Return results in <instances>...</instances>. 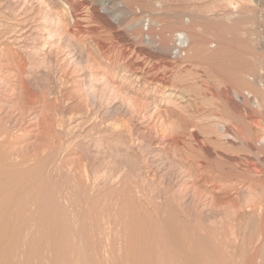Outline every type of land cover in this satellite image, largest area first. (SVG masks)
I'll return each mask as SVG.
<instances>
[{"label":"rangeland","instance_id":"obj_1","mask_svg":"<svg viewBox=\"0 0 264 264\" xmlns=\"http://www.w3.org/2000/svg\"><path fill=\"white\" fill-rule=\"evenodd\" d=\"M60 1L0 0V129L13 131L21 125V132H11L21 135L20 140L4 148L8 162L15 158L11 162L24 163L10 170L19 177L14 182L19 192L11 199L19 206L2 215L10 223L0 229V264H143L130 256V239L157 220L163 228L179 226L178 209L169 202L180 195L188 210L196 192L202 195L198 208L192 206L198 209L196 249L215 253L221 264H264V214L261 221L258 213L264 204V110L242 102L250 90L258 101L259 91L264 92V0H86L88 9L79 7V14L87 18L84 25L92 35L110 45L106 57L115 63L110 67L91 40L81 42L69 33L66 6ZM117 3L127 14L102 18L101 8ZM173 13L181 17L175 20ZM153 20L157 24H150ZM192 23L198 36L190 30ZM179 32L189 38L182 56L173 50ZM154 33L164 39L156 37L157 44L152 43L149 35ZM163 43L170 53L158 50ZM211 59L226 63L230 81L225 97L205 94L207 79L220 83L207 71ZM124 65L178 82L189 80L186 89L194 97L177 95L168 102L155 95L154 87L146 91L133 82ZM235 90L241 106L233 98ZM23 104L26 121L21 123L18 107ZM163 134H172L175 141H161ZM45 145L50 151L35 159L34 148L38 152ZM83 159L90 165L87 189L76 172ZM209 162L241 168L237 192L213 199L204 190L202 175H188L193 166ZM111 173L114 177L104 188ZM94 184H101L97 193Z\"/></svg>","mask_w":264,"mask_h":264},{"label":"bare ground","instance_id":"obj_2","mask_svg":"<svg viewBox=\"0 0 264 264\" xmlns=\"http://www.w3.org/2000/svg\"><path fill=\"white\" fill-rule=\"evenodd\" d=\"M60 2H62L63 4H65L66 6V9H63L65 10V16H68L69 18V23H68V26H69V30L75 38H78L79 40L84 41V39H89L91 40L92 44H94L95 46V49H96V53L98 54L99 53V56L104 58L105 61H106V64L108 67H110V65H115L114 62H112L109 57H106L108 56L107 53H108V48L110 45L106 44L105 42H102L100 41L99 39H97V37L93 36L92 34H94V31L90 28V27H86L84 24L86 23L87 21V18H85V16L83 14H79V7L81 6H86V8L88 9V3L86 0H61ZM102 3H106V2H102ZM154 3V2H153ZM262 4H264V2H262ZM123 5V4H122ZM121 3H117L112 9H107L106 7H102L101 12L100 11V15L103 17H114V15L116 14V12H118L119 14L121 15H126L127 14V8L125 6H122ZM128 7V6H127ZM203 7V6H202ZM201 7V8H202ZM207 8V7H206ZM209 11V10H208ZM211 11V10H210ZM200 13V12H199ZM198 13V14H199ZM202 13V12H201ZM205 13V12H204ZM174 14V13H173ZM194 14V13H193ZM206 14V13H205ZM97 16V15H96ZM116 16V15H115ZM99 17V16H98ZM106 17V18H107ZM117 17V16H116ZM114 17V18H116ZM181 17L180 14H174L173 15V18L175 20H178L179 18ZM200 17V16H199ZM206 18V17H205ZM166 20V19H165ZM185 21V20H184ZM230 21V20H229ZM149 22V21H148ZM97 23V22H96ZM167 23V22H166ZM174 23V22H173ZM150 24H157V21L153 20V22H150ZM159 25V24H158ZM161 25V24H160ZM150 26V25H149ZM236 26V25H235ZM197 28V25L195 23H192L190 25V30L194 31V34L196 36L199 35V32H198V28ZM200 29V28H199ZM162 32V31H161ZM203 34V33H202ZM241 34V33H240ZM86 36V38L84 37ZM150 36V41L152 43H156V37H158L159 39H164V38H161L162 37V34L161 33H154L151 37ZM177 38H176V45L173 50H176L177 52H175L177 55H183L186 51H185V47L188 48V42H189V38H188V35L184 32H179L177 33ZM84 38V39H83ZM198 40V39H197ZM196 40V41H197ZM260 40V39H259ZM262 41V40H261ZM264 41V40H263ZM146 42V41H145ZM144 42V43H145ZM149 42V41H148ZM160 42V41H159ZM259 42V41H258ZM264 43V42H263ZM159 44V43H158ZM257 44V43H255ZM258 45V44H257ZM202 46V44H201ZM249 46V45H248ZM262 46V44H261ZM259 47V46H258ZM246 49V48H245ZM160 52H164V53H170V51L172 49H170L169 47H167L166 43H163L162 44V47L158 49ZM202 51V50H201ZM145 52V51H144ZM143 52V53H144ZM159 52V53H160ZM110 54V53H108ZM186 55V53H185ZM217 55V54H216ZM251 55V54H249ZM199 56V55H198ZM138 57V56H137ZM151 57V56H150ZM201 57V56H200ZM252 57V55H251ZM98 58V57H97ZM196 58V57H195ZM94 59H96L94 57ZM102 59V60H104ZM113 59V58H112ZM201 59V58H200ZM226 59V58H225ZM230 59V58H229ZM259 59V58H258ZM261 59V58H260ZM92 60V59H91ZM99 60V59H98ZM127 60V59H126ZM204 60V59H203ZM207 60V59H206ZM213 59H211L210 61H208L206 63V66H207V71L209 73V75L211 76V78H215L218 80L219 79V82L217 84V86L210 81V79H207L209 80L207 83H208V86L206 87V90H205V94L207 95H210L211 97H215V96H222V97H225L227 95V91L226 89V82L227 81H230V74L228 75L227 74V68H225V62L222 61L220 62L219 64L215 63L214 62H211ZM232 60V59H231ZM262 60V59H261ZM194 61V60H193ZM219 61H221L219 59ZM226 61V60H225ZM101 62V61H100ZM203 62V61H202ZM254 62V61H253ZM262 62V61H260ZM149 63V62H148ZM201 63V62H200ZM204 63V62H203ZM255 63V62H254ZM234 64V63H233ZM229 65H230V62H229ZM228 65V67H229ZM126 70H124L126 72V74H128V76H131L132 79H133V82H138V83H141L143 85V87L146 89L149 90L151 89L152 87H154L155 89V95L158 96V97H161V98H169L168 102H170L171 100H173V98L175 96H177L178 98H181V99H184L185 97H194L192 96L193 94L190 93V91L192 90H188L186 89L187 88V84L186 82L188 83L189 80H186L185 81L182 79L181 81L179 80L178 81H175L171 78H167L165 76V74L163 75V73L161 75L159 74H150V73H143V72H140L139 70L135 69V70H131L129 68V65H124ZM227 66V65H226ZM231 66V65H230ZM234 66V65H233ZM233 66H231L230 68H233ZM206 68V67H205ZM251 68V67H250ZM249 68V69H250ZM262 68V67H261ZM109 69V68H108ZM115 69H119L117 67H115ZM229 69V68H228ZM165 70V69H164ZM231 70V69H229ZM235 70V69H233ZM233 70H232V73H233ZM161 71V70H160ZM186 71V70H185ZM204 71V70H203ZM260 71V69H259ZM264 71V70H263ZM188 72V71H187ZM186 72V73H187ZM258 72V71H257ZM154 73V72H153ZM207 73V74H208ZM238 72L236 71V74ZM262 73V72H261ZM185 74V73H184ZM190 74V73H189ZM249 74V73H248ZM256 74V73H255ZM264 74V73H263ZM125 75V73H124ZM208 75V76H209ZM247 75V74H246ZM184 76V75H183ZM209 76V77H210ZM235 76V75H234ZM248 76V75H247ZM252 76L251 74L249 75V77ZM196 77V76H195ZM237 78V76H235ZM234 77V78H235ZM254 77V76H253ZM130 78V77H129ZM192 78V77H191ZM233 78V77H232ZM233 78V79H234ZM246 78V77H245ZM255 78V77H254ZM188 79V78H187ZM193 79V78H192ZM247 79V78H246ZM128 80V79H127ZM196 80V79H195ZM194 80V81H195ZM199 80V79H198ZM205 80V79H204ZM236 81V79H234ZM200 81V80H199ZM240 80H237V82H239ZM248 81V80H246ZM255 82V80H254ZM253 82V83H254ZM243 82H240L239 84H241ZM244 83H248V82H245ZM264 83V82H263ZM262 83V84H263ZM255 84V83H254ZM236 85V84H235ZM245 85V84H244ZM256 85V84H255ZM216 86V87H215ZM250 87H252L250 85ZM189 88V87H188ZM231 89V88H229ZM253 90H255L254 88H252ZM247 90V89H246ZM170 91H174V92H179L180 94H168V92ZM251 91V90H250ZM250 91L248 92L247 96L248 97H245L243 99V104L245 103V105H250L251 107L253 108H257V109H260V110H264V92L263 91H259V96L262 95V98L261 100H256V98L258 97L257 94L254 93V95L250 94ZM257 91V92H256ZM255 92L258 93V90H256ZM232 92V91H231ZM254 92V91H253ZM172 93V92H171ZM203 93V92H202ZM252 93V92H251ZM233 98L235 97V100L237 102H239V106L241 101H239V95L238 93L235 92L233 93ZM245 96V95H243ZM255 96V100H253ZM203 97V96H202ZM230 97V96H229ZM19 98V96H18ZM216 98V97H215ZM231 98V97H230ZM29 100V99H28ZM114 100V99H113ZM229 100V99H228ZM30 101V100H29ZM108 101V100H107ZM135 102V101H134ZM100 103V102H99ZM231 103V102H230ZM111 104V103H110ZM211 104V103H210ZM112 105V104H111ZM132 105V104H130ZM230 105V104H229ZM237 105V103H236ZM30 106V105H29ZM17 107V106H16ZM26 107L27 105L25 106L23 104V106L21 105V107H18L19 109V115L20 118H19V122L21 121H24V116L26 114ZM141 107V105L139 106V108ZM234 107V106H233ZM132 108V107H131ZM135 108V106H134ZM138 108V109H139ZM141 109V108H140ZM139 109V110H140ZM201 109V108H200ZM233 109V108H232ZM243 109V108H242ZM136 111V110H135ZM28 112V111H27ZM214 113V112H212ZM12 115V114H11ZM28 115V114H27ZM132 115V113H131ZM216 115V114H215ZM247 115V114H246ZM8 116V115H7ZM24 116V117H23ZM211 116H214V115H211ZM219 116V115H218ZM245 116V115H244ZM206 117V116H205ZM217 117V116H216ZM250 117L251 114H250ZM143 118V117H142ZM148 118V117H147ZM170 118V117H169ZM215 118V117H213ZM221 119V118H220ZM68 120V119H67ZM127 120V119H125ZM168 120V119H167ZM26 121V120H25ZM217 121V119H216ZM251 121V120H250ZM57 122V121H56ZM226 122V121H225ZM23 123V122H21ZM228 123V122H227ZM51 124V123H50ZM231 124V123H230ZM260 124V123H259ZM3 125V124H2ZM13 126V125H12ZM219 126V125H218ZM228 126V125H227ZM264 127V126H263ZM2 128V127H1ZM151 128V127H150ZM173 128V127H172ZM217 128V127H216ZM239 128V127H238ZM262 128V127H261ZM15 129H18V131H22L21 129V125H17L15 127ZM13 130L11 131L9 129V126L7 127H4L2 129H0V211H3V212H0V229H3L5 227H7L10 223V220H8L7 218H3L2 215L3 213H7L9 211V209L13 208V207H17L18 204H16V202L13 200V202H11V199L16 197V193L19 192V188L15 186L14 182H16V180L19 179V177H12V173L13 171L11 172L10 170H13L14 168L13 167H17V166H23V161L22 162H14V159L13 162H11V159L9 158V162L7 160V158L10 156H6V152H5V148L4 146L7 145L6 143H9V144H12L11 142L13 141H18L20 140L21 138V135L20 136H17V135H14L16 134V132L14 134H12L11 132H14L16 130ZM197 129V128H196ZM77 130V129H76ZM155 130V129H154ZM220 130V129H219ZM223 130H227V129H223ZM120 131V130H119ZM130 131V130H129ZM236 131V130H235ZM24 132H26L24 130ZM38 132V131H37ZM166 132V131H165ZM227 132V131H226ZM239 133L241 132L238 131ZM23 133V132H22ZM55 133V132H54ZM126 133V132H125ZM159 133V132H158ZM161 133V132H160ZM229 133V132H228ZM226 133V134H228ZM234 133V132H233ZM69 134V133H68ZM117 134V133H116ZM155 134V133H154ZM174 134V133H173ZM164 135V134H163ZM160 135L159 136V139L160 137L162 138L161 141H175L174 140V136L171 134V135ZM224 135V134H223ZM237 135V134H236ZM247 135V134H246ZM228 136H231L230 133ZM227 136V137H228ZM241 136V135H240ZM210 137V136H209ZM239 137V136H238ZM249 137V136H248ZM260 137V136H259ZM258 137V138H259ZM237 138V137H236ZM241 138V137H240ZM262 138V137H260ZM231 139V138H230ZM239 139V138H238ZM244 139V138H243ZM257 139V138H256ZM207 140V139H206ZM255 140V139H254ZM165 141V142H167ZM201 141V140H200ZM245 141V140H244ZM207 142V141H206ZM230 142V141H229ZM263 142H264V138H263ZM49 143V141H48ZM47 143V144H48ZM44 144V143H42ZM46 144V143H45ZM172 144V143H171ZM234 144V143H233ZM59 145V144H58ZM81 146V145H80ZM52 148V147H51ZM206 148V146H205ZM8 150V149H7ZM6 150V151H7ZM36 154L34 153V158L35 159H39V158H43L44 155L46 154L47 150L50 151L48 149V146L45 145L42 150L41 148L38 150V152L36 151V149L34 148ZM55 150V149H54ZM27 151V150H26ZM206 151L209 153V150L206 148ZM57 152V151H56ZM206 152V153H207ZM27 153V152H26ZM11 154V153H10ZM85 154V153H84ZM238 154V153H237ZM8 155V154H7ZM51 155V154H49ZM83 155V153H82ZM28 156V154H27ZM56 156V155H55ZM59 156V155H58ZM81 156V154H80ZM213 156V155H212ZM211 156V157H212ZM223 156V155H222ZM234 156V155H233ZM20 157V156H19ZM18 157V158H19ZM54 157V156H53ZM27 158V157H26ZM28 161L31 162L32 159L34 158H30V156L28 157ZM136 158V157H135ZM17 159V158H16ZM31 159V160H30ZM44 159V158H43ZM53 159V158H52ZM40 160V159H39ZM50 160V159H49ZM79 160V159H77ZM235 160V159H234ZM252 160V159H251ZM35 161V160H33ZM65 161V160H64ZM228 161L230 162H233V159L230 157L228 158ZM253 161V160H252ZM66 162V161H65ZM251 162V161H250ZM41 163V162H40ZM134 163V162H133ZM132 163V164H133ZM196 163V162H195ZM79 164V162H78ZM230 164V163H229ZM92 165V164H91ZM118 165V164H117ZM198 166H193V168H191L189 170V173L188 175L193 177V176H196L199 174V176L202 175V179H204L205 183L203 184V187H204V190H210L208 193H210V195L212 196L213 199H226L228 198L229 195H231V193L233 192H237L238 190V187H239V182L238 181H241L243 180V175H242V171H240L239 168H232V167H226L228 164L227 162H222L221 164H216L214 162H209L208 165H205L204 166H199V164H197ZM201 165V164H200ZM239 165V164H238ZM237 165V166H238ZM9 166V167H8ZM25 166V165H24ZM36 166V165H35ZM49 166V165H48ZM51 166V165H50ZM75 166V165H74ZM79 166V167H78ZM76 166L77 170L76 172L78 173V177H82V178H79L78 182L79 184L82 185V187L84 189H87L89 188V180H90V176H89V167L90 166L88 164V161L85 159H83V161L80 162V165ZM207 166V167H206ZM249 166V164H248ZM248 166H247V170L248 169ZM37 167V166H36ZM39 168V167H38ZM115 168V167H114ZM250 168V166H249ZM97 169V168H96ZM127 169V168H126ZM134 169V168H133ZM243 169V168H242ZM16 170V169H15ZM14 170V171H15ZM75 170H70V171H74L75 173ZM17 171V170H16ZM97 171V170H96ZM244 171V170H243ZM41 172V171H40ZM37 173H38V170H37ZM65 173V172H64ZM72 172V174H74ZM94 173V171H93ZM97 173V172H96ZM105 173V172H104ZM114 173V172H113ZM111 173L110 176H108L106 179H104V188L106 187V185H108L113 177H114V174ZM116 173V172H115ZM124 173V172H123ZM36 174V173H35ZM113 174V175H112ZM119 174V173H118ZM128 174V173H127ZM131 174V173H130ZM182 174V173H181ZM15 175V174H14ZM81 175V176H80ZM7 176V177H5ZM9 176V177H8ZM35 176V175H33ZM59 176V175H58ZM73 176V175H72ZM75 176V175H74ZM127 176V175H126ZM259 176V175H258ZM23 177V176H22ZM60 177V176H59ZM69 177V176H68ZM76 177V176H75ZM177 177H178V174H177ZM177 177H174L172 179H177ZM77 178V177H76ZM194 178V177H193ZM43 179V178H42ZM175 179V180H176ZM248 179V178H247ZM22 180V179H21ZM24 180V179H23ZM45 181V180H44ZM174 181V180H173ZM172 181V182H173ZM54 182V181H53ZM17 183L19 184V181H17ZM16 183V184H17ZM22 183V182H21ZM46 183V182H45ZM95 183V182H94ZM26 184V183H25ZM66 184V183H65ZM91 184H92V181H91ZM21 185V184H20ZM96 185L97 187V184H94ZM99 185V184H98ZM101 185V184H100ZM99 185V186H100ZM122 185V184H121ZM125 185V184H124ZM18 186V185H17ZM32 186V185H31ZM58 186V185H57ZM99 186L97 187V190H94L96 191H100L101 190V186L99 188ZM21 187V186H19ZM23 187V186H22ZM70 187V186H69ZM92 187V186H91ZM95 187V186H93ZM122 187V186H121ZM13 188V189H12ZM43 188V187H42ZM103 188V189H104ZM126 188V187H125ZM10 189V190H9ZM21 189V188H20ZM100 189V190H99ZM168 189V188H167ZM43 190V189H42ZM41 190V191H42ZM93 190V192H94ZM122 190V189H121ZM21 191V190H20ZM30 191H31V188H30ZM73 191V190H72ZM139 191V190H138ZM166 191V190H164ZM28 192V191H27ZM32 192V191H31ZM58 192V191H57ZM66 192V191H65ZM78 192V191H77ZM91 192V191H90ZM92 192V193H93ZM67 193V192H66ZM118 193V192H117ZM141 193V192H140ZM145 193V192H144ZM163 193H168L167 191L166 192H163ZM21 194V193H20ZM29 194V193H28ZM32 194V193H31ZM58 194V193H57ZM89 194V193H88ZM142 194V193H141ZM18 195V194H17ZM24 195V194H23ZM26 195V194H25ZM24 195V196H25ZM30 195V194H29ZM81 195V194H80ZM93 194H89V196H92ZM101 195V194H100ZM64 196V195H63ZM144 196V195H142ZM176 197H174L173 200H171L169 203V206L172 205V206H175L178 211H176L175 215L176 218L178 219V221L180 222L179 226L175 227V226H171V227H168V228H163L162 226H160V223L159 221L157 220V224H154L153 225H148L146 228L144 226V229L142 228L141 231L139 229V234H135L136 236H134L133 238L130 239L131 243H132V248H131V254L130 256H132L133 258H139L142 260L143 264H192V263H199V264H221L220 261L217 259L215 253H207V254H204V253H200L201 251H198L196 249V247L193 245V239H194V235H193V230L196 229L195 225L197 224L196 222L198 221L195 217H194V213L197 212V210L195 211L196 206H199L200 204L198 203L199 201L198 200H201L199 196H202V195H199L197 194L196 192V195H194L193 197V202H191L193 205H191L190 203V207L188 206L187 208L192 209V213L190 212L189 213V209L186 210L183 209V200L184 199L182 196H178V195H175ZM126 197V196H125ZM129 197V196H128ZM22 198V197H21ZM26 198V196H25ZM145 198V197H144ZM83 199V198H82ZM41 200V199H40ZM71 200V199H70ZM148 200V199H147ZM22 201V200H21ZM146 201V200H145ZM150 201V200H149ZM202 201V200H201ZM210 201V200H209ZM230 201V200H229ZM23 202V201H22ZM84 202V201H83ZM92 203V202H91ZM95 203V202H94ZM262 203V202H260ZM32 204V203H31ZM149 204V203H148ZM259 204V203H258ZM257 204V205H258ZM84 205V204H83ZM243 205V204H242ZM19 206V205H18ZM71 208H72V205H70ZM192 206L195 208H192ZM253 206L256 207V205H254L253 203ZM154 207L157 208V206L154 205ZM173 207V208H175ZM259 207V205L257 206ZM261 207H264V204H261L260 208L258 209V213H259V216L260 215H263L264 214V210L261 209ZM26 208V207H25ZM70 208V209H71ZM156 208L153 210L154 214L157 213V210ZM213 208V207H212ZM217 208V207H216ZM240 208V207H239ZM19 209V208H18ZM28 209V208H27ZM194 209V210H193ZM253 207L251 208V211H252ZM14 210V209H13ZM12 210V211H13ZM20 210V209H19ZM18 210V211H19ZM129 210V209H128ZM176 210V209H175ZM94 211V210H93ZM260 211H262V214H260ZM179 212V213H177ZM14 213V212H13ZM21 213V212H20ZM74 213V212H73ZM235 213V212H234ZM26 214V213H24ZM85 214V213H84ZM83 214V215H84ZM143 214V213H142ZM181 214V215H180ZM197 215V213H195ZM12 215V214H11ZM21 215V214H20ZM94 215V213H93ZM90 216V215H89ZM157 216V214H156ZM228 216V215H227ZM233 216V215H232ZM18 217V216H17ZM43 217V216H42ZM139 217V216H138ZM182 217V218H181ZM235 217V216H234ZM263 216H260L261 218V221L263 220L262 218ZM11 218V217H10ZM48 218V217H47ZM79 218V217H78ZM158 218V216H157ZM236 218V217H235ZM160 219V218H159ZM214 219V218H213ZM19 220V219H18ZM233 220V219H232ZM22 221V220H21ZM77 221V220H75ZM39 222V221H38ZM257 222V221H255ZM20 223V222H19ZM73 223V222H72ZM140 223V222H139ZM186 223V224H184ZM199 223V221H198ZM253 223V222H252ZM134 224V223H133ZM72 225V224H71ZM137 225V224H136ZM162 225V224H161ZM14 227V226H13ZM141 228V226H138ZM254 229V228H253ZM252 229V230H253ZM130 230V229H129ZM198 231V230H197ZM200 231V230H199ZM198 231V232H199ZM197 232V233H198ZM204 232V231H203ZM127 233V231H126ZM135 233H138V232H135ZM200 233V232H199ZM214 234V233H213ZM113 236V235H112ZM128 236V235H127ZM199 237V236H198ZM11 239V238H10ZM196 239V238H195ZM129 240V239H128ZM218 240V239H217ZM204 241V240H203ZM194 244H195V241H194ZM220 244V243H218ZM196 245H198V243H196ZM199 246V245H198ZM71 249V248H70ZM194 249H196V251H194ZM200 250V249H199ZM211 251V250H210ZM199 252V254H198ZM127 255V254H126ZM72 256V255H71ZM85 257V256H84ZM72 258V257H71ZM73 259V258H72ZM131 262V261H130ZM67 263V262H66Z\"/></svg>","mask_w":264,"mask_h":264}]
</instances>
